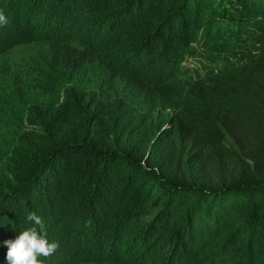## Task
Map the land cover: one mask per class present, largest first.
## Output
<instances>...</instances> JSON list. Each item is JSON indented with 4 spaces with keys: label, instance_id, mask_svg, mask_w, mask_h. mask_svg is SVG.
<instances>
[{
    "label": "trees",
    "instance_id": "trees-1",
    "mask_svg": "<svg viewBox=\"0 0 264 264\" xmlns=\"http://www.w3.org/2000/svg\"><path fill=\"white\" fill-rule=\"evenodd\" d=\"M218 1L87 0L74 39L60 18L68 0H0V13L54 48L44 74L64 91L60 108L28 114L11 89L0 94V264L30 212L59 244L44 264H264V180L210 185L180 175L155 147L114 128L104 98L127 83L151 111L176 110L182 82L204 78L193 59L205 66L221 56L226 69L207 79L224 80L216 90L226 109L264 108V0H230L232 24L219 21ZM181 114L171 119L177 128ZM184 126L188 138L204 135L196 121ZM237 130L214 143L243 141Z\"/></svg>",
    "mask_w": 264,
    "mask_h": 264
},
{
    "label": "rangeland",
    "instance_id": "rangeland-1",
    "mask_svg": "<svg viewBox=\"0 0 264 264\" xmlns=\"http://www.w3.org/2000/svg\"><path fill=\"white\" fill-rule=\"evenodd\" d=\"M234 4L230 0L218 1L219 21L231 24L237 21L238 11ZM64 8L60 16L64 34L75 39L88 21L90 11L87 0H68ZM6 19V24H0V94L8 89L15 92L23 101L26 114L31 110L60 108L64 91L59 96L44 74L50 69L54 48L48 43L37 42L15 20ZM226 62L228 60L220 56L214 63L201 66V60L194 58L191 65H197L204 78L200 81L196 76L188 77L182 82L177 97L181 107L176 110L157 108L151 111L140 99L137 90L127 83L120 84L109 97H104L114 128L131 130L135 135V144L145 147L147 151L155 147L156 153L173 170L185 177L191 175L201 183L219 185L237 177L264 180V108L245 104L247 112L245 109H226L222 91L216 90L224 80L222 83L211 80L220 75L215 73L216 70L226 69ZM71 86L70 83L66 84L68 90ZM97 93L102 95L101 90ZM181 113L188 114L187 120L201 124L204 135L188 138L184 126L187 120L180 121L181 127H175L171 119ZM249 117L251 121L243 125L244 119ZM173 126L179 131L178 136L172 132L168 138H163L165 129ZM232 128H238L237 134H243V141L232 138L221 144L214 143V139L222 133L233 136Z\"/></svg>",
    "mask_w": 264,
    "mask_h": 264
},
{
    "label": "clouds",
    "instance_id": "clouds-1",
    "mask_svg": "<svg viewBox=\"0 0 264 264\" xmlns=\"http://www.w3.org/2000/svg\"><path fill=\"white\" fill-rule=\"evenodd\" d=\"M8 21L0 13V24ZM31 226L23 229L15 240L5 241L8 264H44L41 257L52 256L59 247L55 241H49L44 222L35 212L27 215Z\"/></svg>",
    "mask_w": 264,
    "mask_h": 264
}]
</instances>
